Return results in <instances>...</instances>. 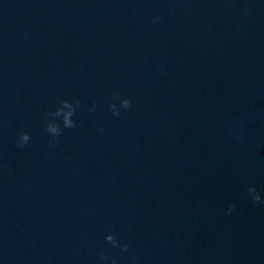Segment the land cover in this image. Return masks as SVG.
<instances>
[{
    "label": "water",
    "instance_id": "1",
    "mask_svg": "<svg viewBox=\"0 0 264 264\" xmlns=\"http://www.w3.org/2000/svg\"><path fill=\"white\" fill-rule=\"evenodd\" d=\"M63 100L78 126L50 145ZM250 187L264 0H0V264H264Z\"/></svg>",
    "mask_w": 264,
    "mask_h": 264
},
{
    "label": "clouds",
    "instance_id": "2",
    "mask_svg": "<svg viewBox=\"0 0 264 264\" xmlns=\"http://www.w3.org/2000/svg\"><path fill=\"white\" fill-rule=\"evenodd\" d=\"M162 20V17H155L153 19V23H157ZM112 100L119 102V107L117 106V103L113 102L111 103L109 107V111L114 116H120L121 115V109L123 110H130L133 107L132 100L127 97H121V94L119 92L114 91L112 93ZM81 107V102L79 100H76L75 102L70 100H63L60 102V106L57 107V109L54 112H50L46 114L45 120L47 121L45 125V130L49 134V144L55 145L59 144V138L63 135L64 129H75L77 125V121L73 119V117L76 115L77 109ZM96 107V104H93V108L90 109V111L94 110ZM62 121V122H61ZM103 131V128L100 129ZM31 140V135L28 132H23L20 134V136L17 139V147L23 148L25 147L29 141ZM249 194L252 197V200L254 203H264V201L261 200L260 195L257 193V190L255 187H250L248 189ZM235 208V205H231L228 209L229 214L232 212V210ZM107 242H110L113 247H119L123 251L127 252L129 250V245L124 243L121 244L119 240L116 239V236L114 233L108 234L105 237ZM101 259H107L105 256H101ZM113 264H115V260H113Z\"/></svg>",
    "mask_w": 264,
    "mask_h": 264
}]
</instances>
